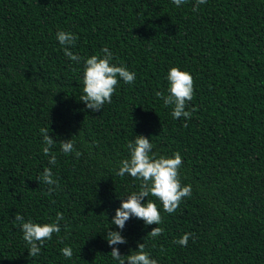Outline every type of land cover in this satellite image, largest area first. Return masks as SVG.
I'll list each match as a JSON object with an SVG mask.
<instances>
[{"label":"trees","instance_id":"trees-1","mask_svg":"<svg viewBox=\"0 0 264 264\" xmlns=\"http://www.w3.org/2000/svg\"><path fill=\"white\" fill-rule=\"evenodd\" d=\"M195 5L0 0V264H117L113 247L126 256L140 243L158 264H264V0ZM61 30L78 36L70 47L79 63L64 55ZM105 47L135 80L118 79L111 103L92 112L80 100L84 58ZM172 67L193 77L190 119L173 118L156 95L168 94ZM41 128L56 141L54 166ZM136 135L150 140L156 158L181 154L179 178L192 194L172 214L149 195L142 203H156L162 223L133 216L119 229L116 209L141 183L116 175ZM69 139L79 157L61 150ZM45 168L59 182L51 195L37 180ZM17 213L40 224L63 214L60 233L34 258ZM158 226L160 236H147ZM109 229L127 243L110 246ZM185 233L194 238L182 247L175 241Z\"/></svg>","mask_w":264,"mask_h":264},{"label":"clouds","instance_id":"clouds-1","mask_svg":"<svg viewBox=\"0 0 264 264\" xmlns=\"http://www.w3.org/2000/svg\"><path fill=\"white\" fill-rule=\"evenodd\" d=\"M172 2L180 7L186 0H172ZM206 3L207 0H196L193 11H198L199 5ZM56 35L59 43L63 46L64 55L79 63L82 58L71 51V47L75 46L78 36L63 30L57 32ZM101 51L103 56L97 54L84 58V86L80 100L84 101L87 109L92 112L103 109L105 103H111L118 79L126 84H131L135 80V73L129 71L126 66L111 63L113 54L107 47ZM167 80L169 82L168 94L164 95L162 92H157L156 95L162 99L165 106L173 107L171 112L173 118L190 119L192 112L196 111L195 108L186 110L187 102L192 101L194 96L192 75L178 67H172L168 71ZM40 133L43 137V152L49 157V164L54 166L57 163V157L50 149L54 147L56 141L49 135L47 128H41ZM60 144L61 150L65 154L75 152L77 157L81 155V152L74 147V142L71 139L60 141ZM127 148L130 158H125L120 162L116 175L124 177L127 174L139 179L141 183L138 191L132 192L127 196V199L122 200L120 207L116 209L111 224L118 226L119 229H124L126 221L134 216L143 220L146 225L154 223L160 225L162 217L156 203L149 199L146 203H142V201L149 195L154 196L162 202L163 210L172 214L179 207L183 198L191 196L192 186L190 184L182 186L179 178V169L183 164L182 156L176 152L173 157L159 156L156 158L152 154V143L144 135H136L134 140L129 141ZM37 180L50 186L49 195L59 187V182L54 179L51 168H45ZM63 219V214L57 213L56 222L40 224L34 223L32 220L25 221L19 213L15 215L14 222L21 225L23 239L29 246L30 257L34 258L40 254L44 242L51 240L53 233H60L59 222ZM163 231L164 229L158 226L153 228L147 236L155 239ZM190 237L194 238V234L185 233L175 243L186 247ZM106 239L110 246L127 243L120 231H112L111 229H109ZM60 242L63 243V239ZM60 251L66 258L73 256V250L70 246H65ZM110 255L117 264H125L126 260L128 264H158V261L150 258V254L145 251L144 243H140L137 250H133L131 254L126 256L121 255L117 247H113Z\"/></svg>","mask_w":264,"mask_h":264}]
</instances>
